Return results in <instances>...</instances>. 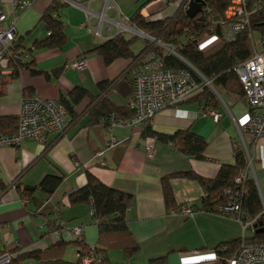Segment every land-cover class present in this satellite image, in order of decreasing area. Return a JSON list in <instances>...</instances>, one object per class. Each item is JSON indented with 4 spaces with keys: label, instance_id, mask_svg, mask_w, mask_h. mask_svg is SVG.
<instances>
[{
    "label": "crops",
    "instance_id": "obj_1",
    "mask_svg": "<svg viewBox=\"0 0 264 264\" xmlns=\"http://www.w3.org/2000/svg\"><path fill=\"white\" fill-rule=\"evenodd\" d=\"M21 1L30 2V6L13 11L12 0H0V5L9 14L8 23H15L14 46L19 52L30 51L25 60L28 68H21L15 78H10L14 71L10 67L0 71V79L7 81L0 94V117L17 118L25 94L60 100L77 87L86 89L94 97L107 94L115 106H128L130 98L125 99L111 90L113 86L102 94L99 84L114 81L129 62L118 60L107 66L94 49L121 33L119 24L129 26L130 17L142 5V13L152 20L170 18L175 13L174 8L160 0L150 3L148 0H120L119 3L118 0H81L79 6L73 3L76 0H59L65 5L57 18L64 24L67 43L62 49L36 50L35 43L47 36L40 21L53 0ZM102 13L104 19L98 36ZM123 34L130 38L127 33ZM147 41L154 44L152 40ZM81 60H85L86 66L81 70L73 68V64ZM31 69L42 73L34 74ZM58 69L62 72L56 77L54 72ZM221 99L219 122L208 114L209 110L196 103L185 102L160 111L152 123V128L159 132L191 129L202 136L208 144L206 159L202 161L189 158L171 144L159 141H154V154L148 157L132 129L115 127L110 132L102 125H89V117L84 112L87 102L77 108L81 114L79 119L69 125L63 135H51L47 147L25 141L20 148H0V254L16 249L43 251L58 241H47L44 236L51 229L43 224L45 217L38 213L46 202L52 207L61 206L65 224L83 226L85 243L91 248L96 247L98 226L91 216L90 206L68 205V195L86 185L89 171L105 185L133 195L127 220L141 247L136 264H149L150 259L165 255H168V264H223L216 250L223 244L243 238L241 224L231 216L209 211H196L189 217L180 212L169 214L162 191V179L166 176L193 171L213 179L223 165L234 164V150L239 145L243 146L240 130L248 119L250 106L244 98L236 100L223 95ZM112 135L120 144L108 150L103 157H97L96 153L105 149ZM244 138L253 154L251 177L264 202V141L252 145L248 134ZM61 173L65 181L52 197L48 198L41 191L33 199H26L27 202L20 197L18 187L38 186L45 176ZM12 183H15V188ZM171 184L178 209L182 205L190 208L201 205L203 191L197 182L174 177ZM46 218L52 224L58 219L52 210ZM245 237H254V231L247 230ZM63 239L73 242V236L68 232L63 234ZM67 256L64 257L66 261L69 260ZM105 257L107 261L101 264L127 263L120 250H111Z\"/></svg>",
    "mask_w": 264,
    "mask_h": 264
},
{
    "label": "trees",
    "instance_id": "obj_2",
    "mask_svg": "<svg viewBox=\"0 0 264 264\" xmlns=\"http://www.w3.org/2000/svg\"><path fill=\"white\" fill-rule=\"evenodd\" d=\"M152 1L155 0H148L147 3ZM191 1L189 0L183 9L175 10L170 18L162 20H152L149 16H145L142 13L144 7L142 5L128 21L129 27L153 40H159L162 45L172 48L178 56L171 54L158 44L152 45L151 41L137 54L133 51L135 37L127 38L123 33L105 40L94 49V53L102 57L107 66L118 60L129 62L127 68L114 81L99 84L102 94L113 86L111 90H115L123 98H130L132 101L134 98V73L142 65L144 58L152 55L153 61L161 63L163 71L187 69L203 86L202 91L188 100V103H196L205 110L218 112L223 105L221 99L223 95H230L236 100L245 99V91L235 68L253 56V45L249 35L256 33L259 38L264 37V5L255 8L251 16L250 27L247 30L235 35L232 40H227L223 35L222 28L228 23L225 12L231 0H200L203 4V12L193 19L186 15V9ZM64 5L59 0H53L42 15L40 24L47 36L35 43L36 50L62 49L66 45L65 27L57 18ZM214 35H219L214 44L203 47L206 41ZM12 51L19 53L15 46ZM28 66L25 62L17 64L12 60H8L6 63V68L10 67L14 70L11 79L17 76L21 68H28ZM190 66L206 81L210 82L212 87L205 85L203 79ZM31 72L34 74L42 73L33 69ZM61 72L62 69L56 70L54 76H60ZM47 77L50 79L48 74ZM6 83L5 79H0V94L3 92ZM25 97L33 96L25 94ZM58 101L68 112L70 119V122L68 119V127L79 119L81 114L77 108L84 102H87L84 112L89 117V125L92 126L102 125L108 129L105 120L112 114H119L123 118L135 116V110L131 108L130 104L124 107L115 106L110 102L107 94L94 97L82 87L75 88L67 97H62ZM17 127V118L0 117V131L3 134L11 135L16 132ZM143 138L171 144L177 151L189 158L199 161L206 159L207 141L191 129H179L173 133H164L154 130L151 125L144 130ZM234 153V164L223 165L213 179L202 177L193 171L164 177L162 179V191L167 213L171 214L173 210L178 209L171 180L174 177H183L197 182L203 191L201 205L191 207L194 212L209 211L224 214L223 208L229 204L230 196L236 194L241 218L246 220L257 217L262 211V199L255 180L247 175L242 182H237V179L243 177L247 172V155L241 145L235 148ZM64 181L63 173L52 174L45 176L38 186L18 187L17 190L22 199H33L38 191L50 198L59 190ZM133 199L132 194L105 185L87 171L86 185L68 195V205L71 207L90 206V210L94 213L92 217L98 226L97 246L89 247L84 238L82 241L76 239L73 242L65 241L62 234L57 236L55 240L58 241L46 250L23 252L16 249L12 251L11 253L16 254V256L11 264H28L29 262H36V264H84L83 259L91 253L94 254V260L90 264H101L107 261L105 254L111 250L122 251L127 258L126 264H136L137 258L141 255V247L134 238L127 220V212L133 204ZM185 206L187 205H182L179 208ZM55 207L46 202L38 215L45 217L51 231L58 232L60 227L56 223L52 224L46 218L51 210L55 213ZM58 207L61 208L59 205ZM254 228V237L245 238V242L256 241L264 244L262 219L257 220ZM242 242L243 240L240 239L217 248L216 251L223 260V264L233 258L240 249ZM71 244L78 247V258L74 263L64 259L65 251ZM222 247L225 248V252H220L219 249ZM149 264H168V255L152 258L149 260Z\"/></svg>",
    "mask_w": 264,
    "mask_h": 264
},
{
    "label": "built area",
    "instance_id": "obj_3",
    "mask_svg": "<svg viewBox=\"0 0 264 264\" xmlns=\"http://www.w3.org/2000/svg\"><path fill=\"white\" fill-rule=\"evenodd\" d=\"M80 2L81 0L73 1L78 6L81 5ZM188 2L189 0H167L168 6L175 10L183 9ZM259 5H264V0H231L225 12L228 23L222 28L225 39L232 40L235 35L247 30L251 24V16ZM12 6L13 11L23 10L30 6V2L12 0ZM103 19L104 13L99 16L98 36L101 35ZM8 21L9 14L0 5V71L6 67L8 60L22 64L28 56L27 52L14 53L12 51L16 40V28L14 22L8 23ZM7 23L8 25H6ZM119 28L122 30L121 33L137 32L125 25L119 24ZM218 37L219 35L212 36L203 47L214 44ZM249 37L253 45V56L235 68V72L245 91V99L250 106L248 119L240 130L243 148L248 158V168L246 174L237 179L238 183L242 182L247 175L251 176L253 171V154L244 135L248 134L250 136L252 145H258L261 141H264V37L257 39V41H255L253 34H250ZM157 44L174 54L172 53L173 49L162 45L160 42ZM153 60L152 55L146 56L142 65L134 73V98L130 106L135 110V116L133 118H123L119 114H112L105 120L110 132L115 127L132 129L134 136L144 146L148 157H152L154 154V140L144 139L143 132L152 125L155 116L166 108L176 107L187 102L203 89V86L198 83L191 71L187 69L163 71L161 63ZM85 66V60L73 64V68L77 70H81ZM190 68L203 79L205 85H211L193 67L190 66ZM208 114L215 122L220 121L221 115L218 112L209 110ZM17 119L18 127L15 133L5 135L0 131V148H20L25 141H34L41 146L47 147L51 135L61 136L66 132L69 115L58 100L43 99L38 96H24L20 102V111ZM118 144L119 141L112 135L106 143L105 149L98 151L96 156L103 157L108 150ZM12 187L15 188V183H12ZM24 202H27V200L24 199ZM176 212L188 217L194 214L193 209L188 206L173 210L171 213L174 214ZM223 212L224 215L236 219L243 230V242L240 249L225 264H264V244L256 241L252 243L245 242L246 231H254V226L259 218L262 219L264 224V202H262V211L257 217L243 220L239 214L240 207L235 194L230 196V202L223 208ZM55 213L58 218L56 225L60 227V230L58 232L48 230L44 235L45 239L47 241L54 240L57 236L68 232L77 241H82L84 238V227L66 226L61 217L62 209L58 206L55 207ZM93 214V211H91V216ZM43 224L48 225V221L45 219ZM219 250L220 252H225L224 247ZM216 253L218 254V251ZM15 256L16 254L11 252L0 254V264H11ZM93 260L94 254L91 253L83 259V263L90 264Z\"/></svg>",
    "mask_w": 264,
    "mask_h": 264
},
{
    "label": "rangeland",
    "instance_id": "obj_4",
    "mask_svg": "<svg viewBox=\"0 0 264 264\" xmlns=\"http://www.w3.org/2000/svg\"><path fill=\"white\" fill-rule=\"evenodd\" d=\"M160 1L167 2V0H160ZM119 2H120V0H118V3ZM116 5H118V4H116ZM119 9H120V7H119ZM127 36L130 38L135 37V43L133 45V51L137 54L143 50V48L146 46V44L148 42L147 39L142 34H140L139 32L127 33ZM254 37H255V41H257V39H259V36L256 33L254 34ZM154 44H157V43H154ZM73 241H76L74 237H73ZM97 244H98V239H97L96 245ZM92 248H94V247H92ZM66 254L68 255L67 257L69 259L68 262H71V263L76 262L77 246L75 244L69 245L67 247V250L65 251V255ZM28 264H30V263H28Z\"/></svg>",
    "mask_w": 264,
    "mask_h": 264
},
{
    "label": "water",
    "instance_id": "obj_5",
    "mask_svg": "<svg viewBox=\"0 0 264 264\" xmlns=\"http://www.w3.org/2000/svg\"><path fill=\"white\" fill-rule=\"evenodd\" d=\"M203 12V4L200 2V0H192L190 3H189V6L188 8L186 9V15L190 18V19H193L195 18L197 15L199 14H202ZM203 20V18H202ZM147 39L151 40L149 37L146 36ZM152 41L154 43H158L159 40H153ZM174 53L175 55H177L174 51L172 52ZM210 87H212L210 85ZM262 225V224H260Z\"/></svg>",
    "mask_w": 264,
    "mask_h": 264
}]
</instances>
